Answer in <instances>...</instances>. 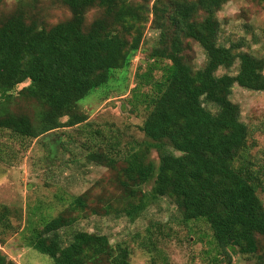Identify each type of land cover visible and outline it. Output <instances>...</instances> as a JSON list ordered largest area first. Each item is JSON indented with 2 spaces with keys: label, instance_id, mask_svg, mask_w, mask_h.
<instances>
[{
  "label": "trees",
  "instance_id": "obj_1",
  "mask_svg": "<svg viewBox=\"0 0 264 264\" xmlns=\"http://www.w3.org/2000/svg\"><path fill=\"white\" fill-rule=\"evenodd\" d=\"M227 1L155 0L152 12L160 38L150 50L153 61L139 76L135 91L149 108L141 129L154 142L160 162L157 167L147 161L149 148H142L145 150L127 157L123 173L137 186L155 178L154 198H172L186 222H206L224 251L236 247L241 254L256 255L257 264H264V164L257 168L253 162L250 128L231 99L235 84L264 91V58L241 50L239 45L219 43L217 13ZM62 2L71 17L49 28L28 22L21 8L0 17V128L23 137L36 139L87 120L77 110L78 103L108 83L114 57L107 53L113 43H126L118 32L111 33L110 17L125 24L139 17L142 10L125 0ZM93 9H100L103 15L88 25L86 15ZM187 40L197 42L206 52L203 68L195 70L186 62ZM236 63V75L217 74ZM27 81L31 83L21 94L42 105L38 124L28 115H9L3 108V99L12 97ZM145 87L148 92L142 91ZM64 117L69 121L62 123ZM89 159L107 166L116 161L103 152L91 153ZM138 192L131 189L129 196ZM141 194L138 203L119 209L110 203L103 208L90 207L86 195L78 196L43 225L30 240L31 247L55 264H131L129 245L114 247L106 235L78 231L73 241L63 246L59 231L75 223L74 213L79 217L88 210L92 214L126 212L133 218L146 205V196ZM7 212L0 213L1 224L8 222ZM0 264L15 262L0 251Z\"/></svg>",
  "mask_w": 264,
  "mask_h": 264
},
{
  "label": "rangeland",
  "instance_id": "obj_2",
  "mask_svg": "<svg viewBox=\"0 0 264 264\" xmlns=\"http://www.w3.org/2000/svg\"><path fill=\"white\" fill-rule=\"evenodd\" d=\"M125 1L141 7V15L125 24L115 23L116 18L110 17L111 33L118 32L126 43H113L107 53L114 57L108 83L78 103L77 110L87 120L36 139L0 128V213L8 211V222L0 223V251L15 264H55L31 247L30 240L78 196L86 195L90 207L103 208L110 203L119 209L138 203L144 193L146 205L133 218L126 212L92 214L88 210L79 217L74 213L75 223L59 231L63 246L73 241L75 233L85 231L106 235L114 247L129 245L133 252L131 264H257L256 255L241 254L236 247L225 251L219 248L203 220L184 221L172 198H154L155 178L140 186L127 181L123 173L126 159L137 150L149 148L146 160L157 167L160 162L154 142L141 129L149 108L135 91L141 81L139 76L153 61L150 50L157 46L160 31L152 12L155 0ZM18 8L28 22L36 21L41 28L71 17L62 0H0V17ZM102 15L100 9L90 10L86 15L88 25ZM217 17L221 45H239L241 50L264 58V0H228ZM184 48L186 62L195 70L206 65V52L197 42L187 40ZM238 68L236 63L231 69L221 68L217 74L236 75ZM160 75L155 73L157 78ZM30 83L19 85L12 97L4 98L3 108L9 115H28L38 124L42 105L21 94ZM142 91L148 92L149 88ZM231 99L239 105L241 119L250 128L252 160L258 168L264 164V91L235 84ZM67 121L69 117L61 120ZM95 152L116 157L114 165L91 161L89 155ZM131 189L139 191L135 197L129 196ZM261 196L264 201V192Z\"/></svg>",
  "mask_w": 264,
  "mask_h": 264
}]
</instances>
